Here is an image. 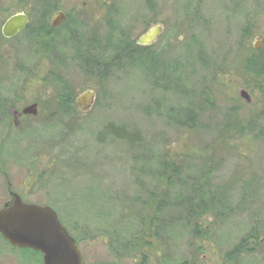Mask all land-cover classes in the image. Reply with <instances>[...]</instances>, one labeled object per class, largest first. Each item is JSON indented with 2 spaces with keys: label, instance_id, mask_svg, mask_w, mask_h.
I'll return each instance as SVG.
<instances>
[{
  "label": "rangeland",
  "instance_id": "obj_1",
  "mask_svg": "<svg viewBox=\"0 0 264 264\" xmlns=\"http://www.w3.org/2000/svg\"><path fill=\"white\" fill-rule=\"evenodd\" d=\"M240 1L115 2L124 19L141 18L127 40L136 43L158 24L165 35L155 58L145 50L126 58L108 83H68L97 92L89 112L75 99L69 112L54 110L64 90L44 81L53 61L32 53L25 35L5 40L0 18V104L22 112L40 99L51 108L18 129L0 126V208L10 180L27 202L54 209L86 263L264 264V95H251L253 105L239 97L248 76L264 75L253 47L264 31L244 37L246 5L233 10ZM259 15L264 27V10ZM9 136L13 142L2 143ZM163 201L157 220L169 228L159 232L153 218ZM138 210L147 216L140 226ZM112 227L131 243L113 249ZM2 246L0 264H18Z\"/></svg>",
  "mask_w": 264,
  "mask_h": 264
},
{
  "label": "flooded vegetation",
  "instance_id": "obj_2",
  "mask_svg": "<svg viewBox=\"0 0 264 264\" xmlns=\"http://www.w3.org/2000/svg\"><path fill=\"white\" fill-rule=\"evenodd\" d=\"M118 1L120 0H0V18L6 19L2 30L5 23L12 17L23 15L28 19L27 28L17 37L5 39L2 30L1 36L7 41H12L21 35H25L26 45L32 50V53L37 54V56L43 54V52L46 53L48 59L53 61V67L48 70V78H45L44 81L57 80V82L74 84L77 82L76 80L82 78L86 82L91 81L105 84L114 77L116 70L120 73L124 69L126 58L141 54L143 50L152 52L154 55L152 56L155 58L157 54L153 50L165 35V27L158 24L154 27L161 26L163 33L154 45L143 47L138 44L140 39L136 43L127 40L130 39L129 34H131L132 30H135L141 23V18L138 14L136 19H124V17L118 14L119 11L114 4ZM260 1L257 7H254L253 0H246V4L242 0L234 3V14H238V9L242 11L243 5H246L247 8L245 9L247 22L244 30L245 38L250 33L252 35L253 31L255 32V28L264 31L263 20L259 18V14L264 10V0ZM5 3L10 5H4ZM156 8L155 4L150 3V9ZM246 40L242 39V45H244ZM255 41L253 44L254 49L257 52H262L259 55L261 57L258 59L259 65L264 66V36H257ZM43 55L45 56V54ZM41 57L43 58V56ZM245 63L248 66H253L254 60L252 57H249ZM247 79V89L244 90L250 96L257 94L264 95V75H250ZM81 91L80 88H76L74 91L68 89L61 93L57 92V100L59 98L70 97L75 99V104L77 105V99L85 92L91 91L95 94V104L90 110L92 111L96 107L97 92L92 89H88L82 93ZM43 104H45L44 101L37 99L32 105H37V109L40 111L44 107H42ZM250 104H254L253 99ZM77 107L79 108L78 105ZM43 109L51 110L50 107L47 109L44 107ZM54 110L65 113V111L69 112L71 108L57 107ZM22 112L15 109V107H0V126H4V123L7 122L8 125L6 126H8L10 131L20 128L23 125V119L30 117L22 115ZM261 114L264 117V112ZM12 142L11 139L2 141L5 145ZM5 177L7 178V175ZM6 192L9 201L5 202L0 210L12 206L14 194L20 196L26 204L38 205L27 202V199L23 195L14 191L10 180H7ZM63 226L76 240L80 248L79 239L64 224ZM0 241V245H3L2 247L8 251V255L18 264H24L20 260L21 256L29 257L33 264H44L42 253L31 249L15 248L1 234ZM251 242L255 243L256 241L252 240ZM82 258L83 264H98L95 262L86 263L83 254Z\"/></svg>",
  "mask_w": 264,
  "mask_h": 264
},
{
  "label": "water",
  "instance_id": "obj_3",
  "mask_svg": "<svg viewBox=\"0 0 264 264\" xmlns=\"http://www.w3.org/2000/svg\"><path fill=\"white\" fill-rule=\"evenodd\" d=\"M28 26V19L18 15L9 19L2 30L5 39L17 37ZM163 33L156 26L144 34L138 44L143 47L154 45ZM239 97L252 103L249 93L241 89ZM81 111L88 112L95 104V94H82L76 101ZM38 106L25 108L22 115H38ZM0 234L13 247L31 249L43 254L44 264H83L82 254L76 240L62 225L57 213L49 206L26 204L14 194L11 207L0 210Z\"/></svg>",
  "mask_w": 264,
  "mask_h": 264
},
{
  "label": "trees",
  "instance_id": "obj_4",
  "mask_svg": "<svg viewBox=\"0 0 264 264\" xmlns=\"http://www.w3.org/2000/svg\"><path fill=\"white\" fill-rule=\"evenodd\" d=\"M262 73V72H261ZM53 82H55V83H57V85H58V87L59 88H63V90L64 91H66V90H68L69 88V84L67 83V82H57V80H52ZM169 87V86H168ZM167 89H169V88H167ZM70 90V89H69ZM71 101H73V99L72 98H59V100H58V106H60L61 105V107H65V106H67V105H69L70 104V102ZM0 107H6V105L5 104H0ZM125 131V130H124ZM114 134V133H113ZM8 138H10L11 139V137L9 136ZM113 139H119V140H124V141H126L127 143H129L130 144V146H134V143H135V141H133L134 139L133 138H131V137H128V136H119L118 134H114L113 135ZM0 149H4V145H2V147H0ZM206 171V168H203L202 169V171ZM209 173H211V172H209ZM155 196L156 195H153V193H151L150 194V199H149V203H153V199H155ZM153 198V199H152ZM181 202V201H180ZM166 202H158V204L156 205V219L155 218H153V221L155 222V223H157V224H159L158 222L160 221V220H157V219H161V216H162V213H163V211H165L167 208V205L165 204ZM188 205V204H187ZM190 205H191V203H190ZM189 205V210H188V208L185 210V217L186 218H193V215H192V213H191V206ZM195 209V208H194ZM193 212V211H192ZM133 215H134V217L135 218H137V220L139 221V226L141 225V223L142 222H144L145 221V214H144V211H142V210H138L137 212H135V213H132ZM146 218H147V216H146ZM160 225V224H159ZM164 225V224H163ZM161 226V227H158L157 228V231H161L162 230V227H165V228H169V225L168 226ZM177 227H182V225H180V226H177ZM111 229H113V231H111V234H113V239H112V242H111V246H112V248L113 249H115L116 247V249L115 250H118V248L120 247V245H128V244H130L131 243V241H129V242H126V243H122V241L123 240H121V238H120V232H117L116 231V228L114 229L113 227L111 228ZM167 230V229H166ZM103 232H105V231H103ZM166 233H167V231H166ZM102 234V233H101ZM103 234H105V233H103ZM123 234V233H122ZM115 238V239H114ZM243 250H245L246 251V248L244 247V243H241V245H240V247L238 248V252L239 253H241Z\"/></svg>",
  "mask_w": 264,
  "mask_h": 264
}]
</instances>
